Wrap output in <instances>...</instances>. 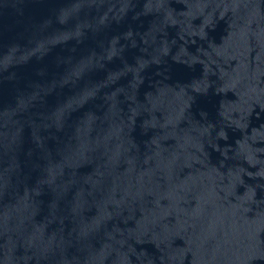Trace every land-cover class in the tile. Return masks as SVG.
Listing matches in <instances>:
<instances>
[{
  "label": "water",
  "instance_id": "95a60500",
  "mask_svg": "<svg viewBox=\"0 0 264 264\" xmlns=\"http://www.w3.org/2000/svg\"><path fill=\"white\" fill-rule=\"evenodd\" d=\"M0 264H264V0H0Z\"/></svg>",
  "mask_w": 264,
  "mask_h": 264
}]
</instances>
